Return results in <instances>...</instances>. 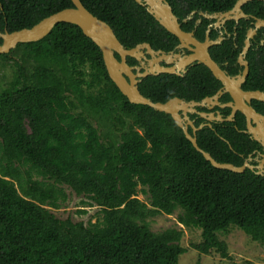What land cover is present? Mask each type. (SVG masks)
Listing matches in <instances>:
<instances>
[{"label":"trees","instance_id":"obj_1","mask_svg":"<svg viewBox=\"0 0 264 264\" xmlns=\"http://www.w3.org/2000/svg\"><path fill=\"white\" fill-rule=\"evenodd\" d=\"M80 1L127 49L148 43L167 52L177 45L133 0ZM166 1L178 21L194 12L182 30L191 31L200 19L196 37L202 40L209 20L199 13L228 11L237 0ZM70 7V0H0V31L30 28ZM242 10L264 19L262 1ZM250 22L241 21L235 38L211 49L213 61H235ZM234 24L227 23L228 32ZM215 37L213 32L210 38ZM261 40L264 28L246 56L247 90L264 91ZM0 61L14 69L0 89V264H179L186 251L180 245L182 230L153 232L148 224L149 218L177 210L178 224L200 232L191 246L203 255L228 259L222 236L231 228L264 245V178L248 169L233 173L212 167L170 115L130 104L109 79L99 48L77 26L56 24L43 39L0 54ZM134 62L127 59L129 65ZM201 77L204 82H197ZM201 85L202 91L194 90ZM219 87L203 65L184 78L161 74L138 85L153 102L198 100ZM253 104L264 114V102ZM93 116L103 119L105 134L91 123ZM243 120L237 114L235 123L202 128L197 145L217 162L242 165L257 146L240 132ZM111 128L118 134L114 139ZM64 186L81 198L78 215L96 208L94 222L62 220L50 212L68 200Z\"/></svg>","mask_w":264,"mask_h":264},{"label":"water","instance_id":"obj_2","mask_svg":"<svg viewBox=\"0 0 264 264\" xmlns=\"http://www.w3.org/2000/svg\"><path fill=\"white\" fill-rule=\"evenodd\" d=\"M140 6L144 7L146 12L151 15L154 20L169 34L173 35L179 42L177 49L187 50L189 54H180L173 52L165 53L151 49L149 44L140 43L132 48H125L115 36L111 27L103 20L98 19L90 13L81 3L80 0H70L72 7L61 9L47 17L30 28H22L17 31L7 32L6 29L0 32V54H8L15 49L18 44L37 42L47 36L53 27L59 23H68L77 26L84 36L89 38L100 50L102 61L105 66L107 75L119 92L126 97L130 104L144 105L151 109L170 115L174 123L182 130L184 137L191 143L193 148L199 152L202 157L210 163V165L219 170H227L233 173H242L246 169L254 172L255 175L264 178V156L257 166V171L246 161L235 166L231 163L217 162L212 156L199 148L197 145L196 132L203 128L202 125L195 127L193 121L188 119L185 111L189 107L197 105V102H185L179 98H172L166 102H153L149 98L143 96L138 89V84L148 75L157 76L159 74L179 75L178 70L185 71L186 66L193 64L204 65L212 75L220 81L222 89L218 90L213 96L206 97L202 100V105L209 104L213 100H218L223 94H228L232 103L222 104L221 108H230L231 114L227 118L217 113L216 117L213 113H201L202 116L211 118L219 122H232L235 112L242 114L247 122V129L253 133L254 140L257 141L264 149V116L258 113L249 105L251 101L264 102V91H242L239 84L244 82L248 74V63L244 62V71L238 82H233L231 78L220 69L215 61L210 57L209 48L220 43L222 38L215 41L210 40L209 30L207 31L205 40L198 41L193 36V32H185L182 30L178 18L174 15L171 6L166 0H133ZM251 1L264 0H237L234 6L225 12H216L212 14L200 13L206 19H215L214 26H220L226 21H239L240 19H252L253 28L248 29L244 40L240 60L250 47V40L255 36L258 29L264 28V19L245 14L242 7ZM192 12L191 14H193ZM188 16L183 21L189 19ZM264 41H262L263 43ZM195 48H192V47ZM143 48L147 49V53L152 57L149 61V67L143 73L139 72V68L130 66L127 58L140 60ZM157 54H161V58H155ZM164 60L168 65L172 61L177 60L178 64L173 67H164L159 65V61ZM135 71V72H134ZM183 112L180 114V112ZM209 120V119H208ZM257 123V129L252 128L251 122ZM192 129V134L188 132V128ZM226 142V141H225ZM228 143V142H226Z\"/></svg>","mask_w":264,"mask_h":264},{"label":"rangeland","instance_id":"obj_3","mask_svg":"<svg viewBox=\"0 0 264 264\" xmlns=\"http://www.w3.org/2000/svg\"><path fill=\"white\" fill-rule=\"evenodd\" d=\"M11 64V65H10ZM14 71L12 63H6L1 66L0 61V89L3 88L7 81L11 77V73ZM80 111V110H79ZM102 120L100 117L93 116L90 121L98 127L101 133L108 131L104 126H101ZM109 137L115 138L118 136L112 128ZM108 137V138H109ZM27 166L23 168L26 170ZM34 179H40L31 172ZM68 195V200L57 210L49 208L58 219L70 218L73 222L83 221L87 223L89 219L92 222L95 221L96 208H84L87 210V214L78 215L77 211L81 209L80 197L74 195V193L66 186H64ZM138 198L141 201L148 202L146 196L139 194ZM180 211H175L172 215H158L148 219L150 230L153 232H160L166 229L175 228L182 230L183 236L180 241V245L186 249V251L179 256V264H264V245H260L257 242L251 241L242 231L237 228H231L227 235H221L222 239L227 244L229 258H221L216 254L203 255L197 250L192 248L191 244L199 241L200 232L197 230L184 229L183 226L178 224L177 215Z\"/></svg>","mask_w":264,"mask_h":264},{"label":"flooded vegetation","instance_id":"obj_4","mask_svg":"<svg viewBox=\"0 0 264 264\" xmlns=\"http://www.w3.org/2000/svg\"><path fill=\"white\" fill-rule=\"evenodd\" d=\"M244 12V11H243ZM245 13V12H244ZM194 14V13H193ZM193 14H190L189 16H190V18L189 19H187L186 21H179V23H180V25H181V28H182V25L183 24H186L191 18H192V15ZM200 14V13H199ZM246 14V13H245ZM247 15H249V14H247ZM201 16V15H200ZM249 16H253V15H249ZM187 18V17H186ZM185 18V19H186ZM204 18V17H203ZM204 19H206V18H204ZM207 20H209V22L207 23V25H206V27H205V29H204V33H203V39L202 40H199L197 37H196V32H197V30H198V28H199V26L202 24L201 23V21H200V19L199 20H196L195 21V25H194V27H193V29L191 30V31H189V32H193V36H194V38H196L198 41H200V42H203L204 40H205V37H206V34H207V31L209 30V38H210V36H211V34L213 33V32H216V37L214 38V39H211L210 38V40H213V41H215L217 38H222V40L220 41V43L219 44H217V45H213V46H211L210 48H209V50H208V52H209V54H210V52H211V49L213 48V47H215V46H220L226 39H228L230 36H234V38L236 37V29L237 28H239V23L241 22V21H243V20H245V19H240L239 21H233V20H231L232 22H234L235 24H234V26L232 27V32H228V30H227V23L228 22H231V21H226L224 24H222V25H220V26H214V24L216 23V20L215 19H207ZM248 20H251V22H250V27H248L247 28V30H246V33H247V31H248V29H250V28H253V20L252 19H248ZM245 21H247V20H245ZM262 29V28H261ZM260 29H258L257 30V32L259 31ZM1 32V31H0ZM257 32H256V34H255V36L257 35ZM2 33V32H1ZM246 33H245V37H246ZM254 36V37H255ZM254 37L250 40V47H249V49L252 47V45H253V41H254ZM244 40H245V38H244ZM244 40H243V44H242V46H241V49H240V51L237 53V55H236V58H235V61L231 64L230 62H229V60H225L224 62H222L221 64H217L219 67H220V69L226 74V76H228L229 78H231L232 80H234L233 82H238L239 81V78L242 76V74H243V71H244V68H245V66H244V62H246V63H248V61H247V58H246V56H247V53H248V51H249V49H248V51H247V53L245 54V55H243V57H242V59L240 60V57H241V53H242V49H243V47H244ZM178 41V40H177ZM262 41H264V40H261L260 42H261V44H263L262 43ZM148 44V43H147ZM178 44H179V42H177V45H175L174 47H173V49L171 50V51H167V52H165V53H169V52H173L174 54H176V53H180L181 55L182 54H189L190 52L189 51H187V50H181V49H177V46H178ZM149 46L151 47V45L149 44ZM192 48H195L194 46L192 47ZM236 48V47H235ZM151 49L152 50H154L155 52H157V51H162L161 49H154V48H152L151 47ZM142 50V53H143V55L144 56H141V58H140V60H135V59H133L135 62V64L134 65H130V66H134L135 68H139V72H141V73H143L144 71H146V69L149 67V61H151L152 60V57L147 53V49L146 48H143V49H141ZM164 52V51H163ZM161 54H157L156 56H155V58H161ZM210 57H211V54H210ZM212 58V57H211ZM127 59H129V58H127ZM130 59H132V58H130ZM178 64V61L177 60H175V61H172L170 64H166L165 63V61L162 59L161 61H159V65H161V66H164V67H173V66H176ZM197 65H202V64H193V65H190V66H186L185 68H184V72H183V70H178V72L177 73H179V75H175V76H178V77H180V78H184L187 74H188V72L190 71V69L191 68H193L194 66H197ZM204 66V65H203ZM205 67V66H204ZM236 70V72H233V70ZM135 72V71H134ZM210 72V71H209ZM248 73H249V63H248ZM210 74H211V76L216 80V81H218L219 83H220V81L219 80H217L213 75H212V73L210 72ZM159 75H161V74H159ZM159 75H157V76H159ZM169 75H172V74H169ZM149 76H153V75H148V76H146L145 78H143L142 79V81L144 80V79H146L147 77H149ZM247 76H248V74H247ZM247 76H246V78H247ZM246 78H245V80H244V82H242V83H240L239 84V88L242 90V91H253V90H247V89H245L244 88V86H245V82H246ZM141 81V82H142ZM197 82H204V80H203V78L201 77V78H199L198 80H196ZM140 82V83H141ZM139 83V84H140ZM138 84V85H139ZM205 87H203L202 85L201 86H198L197 88H195L194 90L195 91H202L203 89H204ZM187 89L188 90H192L190 87H187ZM220 89H222V85H221V83H220V87H219V89L218 90H220ZM217 90V91H218ZM216 91V92H217ZM140 92V91H139ZM214 95V94H213ZM212 95V96H213ZM228 96V99L227 100H222V98L224 97V96ZM207 97H211V96H207ZM172 98H179V97H172ZM172 98H170V99H172ZM204 98H206V97H203V98H200V99H198V100H185V99H183V98H179V99H181V100H184L185 102H197L198 104L197 105H195V106H193L192 108H190L189 107V109H188V111H185V115L188 117V119H190V120H192L193 121V124H194V126L195 127H198V126H200V125H202L203 126V128H205V127H209V128H214V126H217V125H219V124H222V123H224V122H219V121H216V120H210L211 118H208V117H204V116H202L201 115V113H213L214 115H215V117H216V115H217V113H219L221 116H222V118H227L228 116H230V114H231V109L230 108H221L220 107V105H222V104H228V103H232V100H231V98L229 97V95L228 94H223L217 101L216 100H213L212 102H210L208 105L207 104H205V105H202L201 103H202V100L204 99ZM170 99H168V100H170ZM167 100V101H168ZM166 102V101H165ZM249 105L251 106V107H253L258 113H260V114H262L261 112H259L257 109H256V107H255V105L253 104V101H251L250 103H249ZM182 113V116H183V112L181 111L180 112V114ZM237 114H240L239 112H235V114H234V116H233V121L232 122H236V119H237ZM242 115V114H241ZM263 116H264V114H262ZM243 116V115H242ZM198 119H200L201 121H199V123L197 122L198 121ZM209 119V120H208ZM243 129H241L240 130V132H242V133H244V134H246L248 137H249V139L251 140V141H253V142H255L256 144H257V146H255L251 151H250V153L248 154V155H246V157L244 158V161H243V163L246 161L248 164H250L251 166H253L254 167V171H257V166L259 165V163L262 161V159H263V156H264V149H263V147L261 146V144H259L257 141H255L254 140V136H253V133L250 131V130H248L247 129V122H246V119H245V117L243 116ZM196 122L198 123V124H196ZM251 124H252V128L254 129V128H256L257 127V123H254L253 121L251 122ZM233 127L236 129L237 128V126H236V124H234L233 125ZM189 129H190V131H191V133L190 134H192V129L189 127L188 128V132H189ZM257 129V128H256ZM201 130V129H200ZM198 132V131H197ZM196 132V133H197ZM242 163V164H243Z\"/></svg>","mask_w":264,"mask_h":264}]
</instances>
